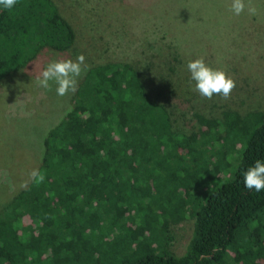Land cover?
<instances>
[{
  "label": "trees",
  "instance_id": "obj_1",
  "mask_svg": "<svg viewBox=\"0 0 264 264\" xmlns=\"http://www.w3.org/2000/svg\"><path fill=\"white\" fill-rule=\"evenodd\" d=\"M75 40L55 0L0 7V83L10 76L27 90L41 56ZM167 50L87 65L74 93L23 127L31 148L0 211V264H264V190L243 179L264 161V109L239 135L225 118L241 116L231 108L194 112L197 129L180 130L167 89L181 58ZM157 60L165 70L153 73ZM33 168L44 182L21 187ZM188 216L192 231L176 254L168 227Z\"/></svg>",
  "mask_w": 264,
  "mask_h": 264
},
{
  "label": "rangeland",
  "instance_id": "obj_2",
  "mask_svg": "<svg viewBox=\"0 0 264 264\" xmlns=\"http://www.w3.org/2000/svg\"><path fill=\"white\" fill-rule=\"evenodd\" d=\"M55 1L73 25L76 40L68 51L44 53L34 64V72L52 59H75L79 54L85 56L87 65L130 54L144 62L149 54H165L175 48L181 63L168 79L167 90H171L172 102L178 106V116L174 117L180 130L197 129L194 112L216 117L231 108L241 116L225 118L239 135L252 125L251 111L264 109V0H252L256 15H249L245 9L239 16L230 10L231 0ZM199 57L235 79L229 99L218 95L207 99L194 91L195 81L190 79L187 63ZM157 61L153 73H159ZM160 69L165 70L164 66ZM40 72L33 73L27 90L16 89L10 76L0 83V211L12 203L16 181L27 163L31 148L27 134L32 131L28 127L32 120L51 114L53 98L60 101L63 97L56 94L53 82L51 90L38 85ZM3 93L7 99L2 98ZM193 222V216H188L170 223L167 246L172 252L184 251ZM143 234L139 228L133 237L142 243Z\"/></svg>",
  "mask_w": 264,
  "mask_h": 264
},
{
  "label": "clouds",
  "instance_id": "obj_3",
  "mask_svg": "<svg viewBox=\"0 0 264 264\" xmlns=\"http://www.w3.org/2000/svg\"><path fill=\"white\" fill-rule=\"evenodd\" d=\"M17 0H0V7L12 9ZM247 9L249 15H256L257 8L252 0H231L230 10L237 16ZM87 68L85 56L79 54L75 59H52L37 76L39 86L51 90L50 82L56 85V94L65 96L69 92L77 90L78 77ZM187 69L190 72V79L195 81L194 91L203 98L212 99L214 95L222 99H229L232 90L236 87L235 79L228 75L224 69L213 68L205 62L203 57L189 60ZM174 101V100H173ZM244 185L248 190L257 192L264 190V161L256 160L243 173ZM45 180V174L38 168H33L28 173V180L21 183V187H26L29 181L40 184Z\"/></svg>",
  "mask_w": 264,
  "mask_h": 264
}]
</instances>
